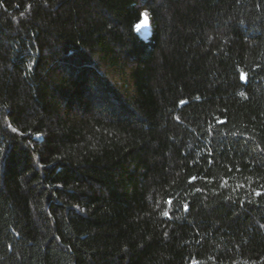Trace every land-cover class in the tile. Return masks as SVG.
<instances>
[{
	"label": "trees",
	"instance_id": "trees-1",
	"mask_svg": "<svg viewBox=\"0 0 264 264\" xmlns=\"http://www.w3.org/2000/svg\"><path fill=\"white\" fill-rule=\"evenodd\" d=\"M0 264H264V0H0Z\"/></svg>",
	"mask_w": 264,
	"mask_h": 264
},
{
	"label": "snow or ice",
	"instance_id": "snow-or-ice-1",
	"mask_svg": "<svg viewBox=\"0 0 264 264\" xmlns=\"http://www.w3.org/2000/svg\"><path fill=\"white\" fill-rule=\"evenodd\" d=\"M241 80L243 81V80H245L246 79V74H244V73H241ZM181 103L183 104V103H185L184 101H181ZM218 123H224V121H222V120H218ZM13 131H16V129H13ZM196 179V177H193L190 181H189V183H191L192 182V180H195ZM197 191H200V189H197ZM257 196H260V195H262V193H260V192H256L255 193ZM169 205H171V203H172V201H171V199H169V201L167 202ZM185 210H187V205H185ZM163 215L165 216V217H168V215H169V213L168 212H164L163 213Z\"/></svg>",
	"mask_w": 264,
	"mask_h": 264
},
{
	"label": "rangeland",
	"instance_id": "rangeland-1",
	"mask_svg": "<svg viewBox=\"0 0 264 264\" xmlns=\"http://www.w3.org/2000/svg\"><path fill=\"white\" fill-rule=\"evenodd\" d=\"M136 29L142 35V37H146L148 35L147 19L143 18L142 22Z\"/></svg>",
	"mask_w": 264,
	"mask_h": 264
}]
</instances>
